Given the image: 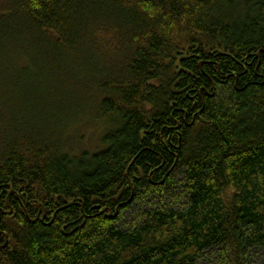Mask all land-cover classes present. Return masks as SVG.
Here are the masks:
<instances>
[{
    "label": "trees",
    "instance_id": "1",
    "mask_svg": "<svg viewBox=\"0 0 264 264\" xmlns=\"http://www.w3.org/2000/svg\"><path fill=\"white\" fill-rule=\"evenodd\" d=\"M0 264H264V0H0Z\"/></svg>",
    "mask_w": 264,
    "mask_h": 264
},
{
    "label": "rangeland",
    "instance_id": "2",
    "mask_svg": "<svg viewBox=\"0 0 264 264\" xmlns=\"http://www.w3.org/2000/svg\"><path fill=\"white\" fill-rule=\"evenodd\" d=\"M98 126L93 122L78 124L75 129L69 130L65 148L74 153L83 149L101 148L100 139L105 128Z\"/></svg>",
    "mask_w": 264,
    "mask_h": 264
}]
</instances>
